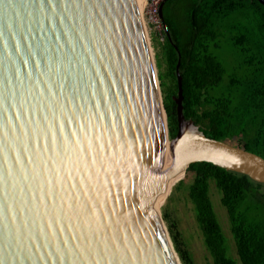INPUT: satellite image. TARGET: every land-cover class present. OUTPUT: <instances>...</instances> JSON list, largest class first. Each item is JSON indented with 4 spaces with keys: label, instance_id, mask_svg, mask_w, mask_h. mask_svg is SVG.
<instances>
[{
    "label": "water",
    "instance_id": "water-1",
    "mask_svg": "<svg viewBox=\"0 0 264 264\" xmlns=\"http://www.w3.org/2000/svg\"><path fill=\"white\" fill-rule=\"evenodd\" d=\"M180 68L171 139L138 0H0V264H183L159 206L192 165L264 185L186 118Z\"/></svg>",
    "mask_w": 264,
    "mask_h": 264
},
{
    "label": "trees",
    "instance_id": "trees-1",
    "mask_svg": "<svg viewBox=\"0 0 264 264\" xmlns=\"http://www.w3.org/2000/svg\"><path fill=\"white\" fill-rule=\"evenodd\" d=\"M164 17L169 36L163 44L155 35L153 40L171 139L179 130L175 97L181 60L186 118L209 139L264 158V4L170 0ZM223 46L232 49L230 72L219 55ZM187 174L193 178L189 196L213 264H264V185L209 163L192 165ZM210 181L221 194L238 260L229 255L210 199ZM173 243L181 262L194 264L174 235Z\"/></svg>",
    "mask_w": 264,
    "mask_h": 264
},
{
    "label": "rangeland",
    "instance_id": "rangeland-1",
    "mask_svg": "<svg viewBox=\"0 0 264 264\" xmlns=\"http://www.w3.org/2000/svg\"><path fill=\"white\" fill-rule=\"evenodd\" d=\"M145 30L157 66L156 54L158 50L154 45V34L150 31L148 25L145 26ZM159 42L161 41L159 40ZM231 51L232 49L230 47L223 46L219 52V55L228 68V72H230L234 66L230 57ZM157 72L159 75V68H157ZM183 182L185 183L183 186L177 184L169 189L160 203V215L168 227L172 240L174 235L179 246L191 256L194 264H213V258L207 250L203 231L197 220L195 206L189 196V189L193 183V178L188 177L187 174ZM210 199L226 238L229 255L238 260L235 243L231 235L228 215L221 204V194L213 181H210Z\"/></svg>",
    "mask_w": 264,
    "mask_h": 264
},
{
    "label": "built area",
    "instance_id": "built-area-1",
    "mask_svg": "<svg viewBox=\"0 0 264 264\" xmlns=\"http://www.w3.org/2000/svg\"><path fill=\"white\" fill-rule=\"evenodd\" d=\"M142 9V20L144 26L148 25L150 31L162 42L166 40L165 26L161 19V6L166 0H144Z\"/></svg>",
    "mask_w": 264,
    "mask_h": 264
},
{
    "label": "bare ground",
    "instance_id": "bare-ground-1",
    "mask_svg": "<svg viewBox=\"0 0 264 264\" xmlns=\"http://www.w3.org/2000/svg\"><path fill=\"white\" fill-rule=\"evenodd\" d=\"M144 0H138V5H139V8H140V11L142 13V9H143V6H144ZM167 159L165 161V164H168V163H171L173 161V158L170 154V151L167 149Z\"/></svg>",
    "mask_w": 264,
    "mask_h": 264
}]
</instances>
